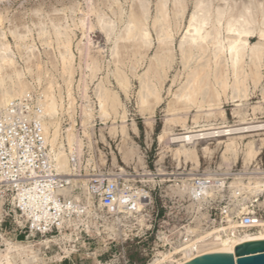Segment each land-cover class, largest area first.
Returning a JSON list of instances; mask_svg holds the SVG:
<instances>
[{
	"label": "rangeland",
	"instance_id": "rangeland-1",
	"mask_svg": "<svg viewBox=\"0 0 264 264\" xmlns=\"http://www.w3.org/2000/svg\"><path fill=\"white\" fill-rule=\"evenodd\" d=\"M142 2L148 6H146V18L142 21L143 27L150 32L151 44L147 48L141 46L140 48L138 43L128 39V35L124 32L131 18L134 19V14L141 12L138 10ZM199 2L210 4L215 9L225 8L231 13H227V17L231 15L230 17L233 18L246 15L245 17L260 19L264 12V0H0V45L1 42L9 44V53L15 59V65L7 67L3 72L5 86L9 89L21 79L28 85L29 93H40L43 99L45 90L47 91L51 86L60 108L56 117L61 124L59 144H64L68 152L67 130L73 125L74 135L83 140L80 146L83 150V167L89 162L92 163L89 170L92 167L115 170L119 169L117 167L119 166L123 170L127 166L132 169L148 166L153 171L158 168L161 172L171 174L160 176L161 183L154 194L155 204L160 211L157 220L166 213L174 215L179 213L177 209H171L176 202V196L180 194L182 197L185 194L180 191L181 183L176 178L177 173L194 171L193 168L196 166L200 173L209 170L234 173L242 169L251 173L248 175L255 176L253 172L258 171L257 168L264 171V145L256 158L244 164L242 150L250 137L239 139L241 149L237 159L232 154L224 156V149L215 138L208 141L199 140L195 146L199 156L198 165L195 163L196 160L186 159L184 156L178 158L175 149L179 145L168 142L167 136L164 142L159 140L165 126L168 131L182 132L183 121L190 126L201 124L222 126L239 122L240 116L248 118L249 121L264 120L263 59L259 64L250 60V57L245 60L243 88L249 91L245 96L242 94L244 98L237 96L238 94L231 87L234 84L233 69L229 67L231 73L229 85L221 91L219 79L214 74L224 66L215 68L212 65L213 71L210 74L212 76L206 75L207 73L200 75V80L198 79L199 82L196 83L204 89L201 93L203 96L199 93L190 100L191 102L186 101L187 103L183 100L177 101L176 95L181 91L182 84L187 82L190 71V68L182 63L180 43L187 31L190 16ZM161 3L165 4L167 13L166 18H163L165 21L162 19L157 23L155 17ZM108 22L114 27V31L109 36L102 29ZM66 27L68 30H65ZM59 32L63 35L60 36ZM161 32L169 34L164 39L165 44L159 39ZM64 36L71 40L69 47L73 61L69 67L73 69L72 80L66 71L69 67L64 65L61 58V53L67 50L61 44ZM59 37L62 39L60 40ZM257 42V38H250L251 45ZM115 47L118 53L114 55L112 50ZM168 48L173 52V57L169 60L170 64H165L160 72L153 74L157 66L156 57L164 54ZM93 58L97 63L95 69L91 70L87 67V63H91ZM152 68H155L154 71ZM117 69L121 74L129 77L130 89L128 88L126 93L117 81ZM146 73L149 76H145ZM202 74H204L203 70ZM142 76L155 81L160 91V100L150 97V102L141 105L139 95ZM100 82L119 93L123 103L121 111L124 109L126 112L124 119L118 117L113 123L111 119L104 120L100 117L99 100L95 91V86ZM215 88H219L218 94L212 93V97L207 98L208 92ZM210 100L213 104L209 103ZM239 102L241 105L237 106ZM259 102L262 105L255 115L253 106ZM89 104L93 109L91 121L89 122L88 119L84 122L83 107ZM208 104L210 108L213 107L212 109L224 110L227 119L224 120L218 114H208L211 111ZM201 105L203 106L199 108ZM148 118L152 119L149 132L146 125ZM174 118H177V121ZM123 123L128 128L130 136L128 138H124L121 133ZM133 124L136 125L137 131H134ZM263 137L264 135L253 138ZM258 144H261V141H258ZM206 146L210 147V151L205 152ZM139 156H142L140 161ZM226 163L230 168L227 169ZM262 192L259 202L264 210L262 203L264 191ZM148 212L152 210L149 209ZM103 213L104 221L93 215L80 222V230H86L88 234L79 230L68 232L67 238L56 237L60 239L56 242H50L48 238L15 242L8 238L9 240L6 239L4 242L6 247L2 244L3 248L0 252L5 251L9 246H29L36 251L38 257L36 264H149L154 260L157 255L153 242L156 230H153L149 236L145 232V227L136 231L135 225L130 227L132 226L130 222H124L126 225L121 227L115 217L108 215L107 210ZM65 248L69 250L68 254L65 253Z\"/></svg>",
	"mask_w": 264,
	"mask_h": 264
},
{
	"label": "built area",
	"instance_id": "built-area-1",
	"mask_svg": "<svg viewBox=\"0 0 264 264\" xmlns=\"http://www.w3.org/2000/svg\"><path fill=\"white\" fill-rule=\"evenodd\" d=\"M42 101L40 93L31 92L0 108V249L3 236L15 242H31L54 239L77 230L88 234L80 230V222L93 215L104 221V210L121 227L126 225L124 222H130L136 231L145 227L149 236L156 230L155 251H180L178 254L182 255L194 253L196 241L208 230L233 235L239 230L257 228L264 219L263 208L258 203L263 192L254 195L250 189L240 191L229 185L235 179L264 178V171L259 168L253 172L255 176L242 169L234 173L203 172L213 175L212 181L205 176L201 178L203 174H189L193 171L180 172L176 178L181 185L187 182L189 190L182 197L176 196L171 206L179 213H166L158 220L160 211L154 194L160 186V176H164L158 168L153 171L148 166L137 169L127 166L122 172L92 167L84 184L81 182L86 174L82 166L83 150L78 151L74 144L72 149L68 147L72 174H59L44 127ZM75 179L79 182H74ZM211 184L212 196L205 199V190ZM138 190L144 194L139 196ZM139 204L145 215L144 224L135 217L121 219L123 213H118L119 209L137 213ZM191 242L193 246L186 248Z\"/></svg>",
	"mask_w": 264,
	"mask_h": 264
},
{
	"label": "bare ground",
	"instance_id": "bare-ground-1",
	"mask_svg": "<svg viewBox=\"0 0 264 264\" xmlns=\"http://www.w3.org/2000/svg\"><path fill=\"white\" fill-rule=\"evenodd\" d=\"M143 2L141 5V8L138 10V12L139 11L141 12L134 14V19L131 18V20L125 27L124 32L128 35L127 38L133 39L134 41H136L139 47L141 46V47L147 48V47H150L151 39H150L149 30L143 27L144 22L142 21L145 20L146 18L147 7H148L145 3L143 4ZM166 11L167 10H166L165 4L161 3L158 8L157 15L155 17V22L158 23L163 18H166L165 17L167 13ZM181 12H179V14ZM227 13H228V10L226 11L225 8L215 9L210 4L199 2L196 6V10L191 14L187 31L184 34L182 41L180 43L182 63L184 64L185 67L190 68V71L187 76L188 77L187 82H184L185 84H182L183 86L181 88V91L179 90L180 92L177 93L176 95L177 101L183 100L184 102L186 101L189 102L199 93L200 94L203 93L204 89L201 86L200 87L197 86L196 83L199 82L200 75H205L206 73H207L206 75L212 74V71H213V69H211L212 65L215 68L220 67L222 65L224 66V68L223 67L222 69L220 68V71L218 73L216 72L214 74L215 77L219 79V82L222 88L221 91L223 90V88H227V86L229 85V74H231L229 67L233 69L232 77H234V80H233L234 84L231 87L234 90V92L238 94L237 96L241 98L243 97L242 94L245 96L246 92L249 91L243 88V83H244L243 77L245 76L244 63L247 57H250L249 59L253 60L256 64H259L262 59L264 60V12L260 16L261 17L260 19L256 17L254 18L245 17L246 15L245 16L242 15L240 17L234 16V18L230 17L231 15H229V17H227L228 16ZM228 14H231V13H228ZM209 25L211 26L209 27ZM64 28H65V25H64ZM66 28L67 29L65 30H68V27ZM113 28H114L113 26L109 25V22L107 25L104 24V26L102 27L103 31L108 36L112 34V32L114 31ZM46 32L44 31V33ZM59 35H60V32H59ZM67 35H69L68 32H67ZM166 35L169 36L168 32H163V33L161 32L159 39L161 40L162 43H164V39L166 38ZM250 38H257L258 42L251 45ZM59 39L61 40L62 38L59 37ZM64 39L61 40L62 41L61 44L64 45L67 48V50L61 53V58L63 62L65 63L64 65L69 67L71 66L72 61H73V54L70 51V47H69L71 44V40L69 39V37L65 38V36H64ZM0 46H1L0 47V108H1L7 105L11 100L28 94L30 90H29L28 85L21 79H19L17 84H13L9 89L5 86L3 72L7 67L15 65V59L13 58L12 54L9 53V49H10L9 44L1 42ZM116 48L117 47H115L112 50L114 55L118 53V49ZM169 48L164 54L156 57L157 66L156 65H155L156 67L154 66L156 69L152 68V70L155 69V71L153 70L154 72H152L153 74L160 72L162 67H164L165 64H168L170 62L169 60H171V58L173 57V54H172L173 52ZM203 57H205V59H203ZM202 59L203 61H200ZM96 63H97L96 59L93 58L91 63H87V67L90 68L91 70H94ZM66 69H67L66 71L69 75V78L72 80L73 69H71L70 67ZM202 70L204 74H202ZM116 73H118L117 81L119 85L121 86L120 88H123V91L126 93L128 91V88L130 89L129 87L130 84L128 80L129 77H127L125 74H121L120 71H118V69ZM145 76H149V75H147L146 73ZM245 78H247V76ZM102 83L100 82L98 86H95L96 87L95 91L97 94V98L99 100L100 117L104 120L111 119L113 123L116 122V119L118 117L124 119L126 112L124 111V109L123 111H121V108L123 107V103L120 99L119 93L117 91L111 90L110 88L106 86V84L104 85ZM205 83H206V80H205ZM245 84H246V81H245ZM204 87L206 88V86ZM218 89L215 88L213 90H210V92H208L207 98L212 97V93L218 94L219 92ZM139 96H140L139 101H141V105H144L147 101L150 102V99H149L150 97L151 98L155 97L158 100L161 99L160 91L155 81H152L150 78L145 79L144 77L141 79V89H140ZM201 96L203 95L201 94ZM211 100L209 103L213 104ZM184 102H181V103H184ZM42 104H43L44 116H45L44 127L46 130V134L48 136V142L50 144L51 151L55 159V167L58 170L59 174L61 175L72 174L71 167H70L69 160H68V152L66 151L64 144H59V135H60L59 132H60L61 124H60V121L56 119V117L59 114L60 108H59V103L54 96L51 86L47 88V91L45 90L44 99L42 101ZM210 104H208L209 108H210ZM240 105L241 103L239 102L237 106H240ZM261 105H262L261 102H259L258 104L253 106V114L256 115V112L259 108H261ZM202 106L203 105L199 106V108ZM212 108H210V110L211 111L213 110V111L212 112L210 111V113L208 114H212V113L215 115L218 114L224 120L227 119L226 113L224 110L220 108L218 109H212ZM71 109H72V106H71ZM92 111L93 109L90 104L83 107L82 112L84 116V122L88 119H89V122L91 121L90 118L92 117ZM247 119L245 117L240 116L239 122L235 124H230V125L225 124L222 126H216L215 124H201L197 126H190L189 124L186 123V121H183L182 132L174 133V132L168 131L167 126H165L162 134L159 136V140L161 142H164L166 140L165 136H167L168 142L176 143L179 145V147L175 149L176 155L178 156V158L179 157L181 158V156H184L186 159H191L194 161L196 160L195 163H197L198 165L199 156L196 152L195 146L199 142V140L207 139L208 141L209 139L215 138V141H217L218 144L222 145V148L224 149L223 151L224 156L226 155L228 156L232 154L237 159L240 149H241V142H239V139L250 137L251 139L245 143L244 145L245 147L242 150L243 160L245 161L244 164H246V161H250L251 159L256 158L261 153V149L264 145V137L258 138V139L253 138L255 136L264 135V120L249 121ZM251 119H253V117ZM172 122H175V121H172ZM71 124H73V122ZM146 125H147L148 132H149V129L152 126L151 118H148L146 120ZM70 126L71 127H69L67 130V138H68L67 142H69L68 145L72 149L75 144L78 148V151H81L82 148L80 146L82 145L83 140L81 138H77L74 135V132L72 131L73 125H70ZM133 129L134 131H137V127L135 124H133ZM121 133L124 138L130 137L128 128L124 125V123L121 129ZM86 135H87V131H86ZM221 138H225V139L221 140ZM258 141H261V144H258ZM204 150L205 152H208L210 151V147L206 146L204 147ZM140 160H142V156H139V161ZM229 163H230V160H229ZM91 164L92 163L89 162L87 166H84L86 170V174L83 175L84 177L81 181L84 184L86 183L87 177L90 176L89 171H91V169L89 170V166ZM226 166H227V169L230 168L229 164L227 163H226ZM117 167L121 169L119 166ZM94 168L97 169L96 167ZM195 168H197V166ZM195 168H193L194 173L190 172L189 174L191 175L192 174L194 175L203 174L201 175V178L205 176L208 180H211V181L214 180L213 175H210L209 173H200L198 171V168L197 169ZM125 171H126V168L122 170V172H125ZM161 174L167 175L168 173L162 171ZM177 174H181V173H177ZM74 182L78 183L79 181L75 179ZM212 184L210 185V187H208L205 190V194H204L205 199L209 196H212V190L214 189ZM217 185L221 187L220 184L217 183ZM229 185L232 187L233 186L237 187L238 190L240 191L246 190V188L250 189V191L254 195H258L259 192L264 191V178L263 177H257V178L249 177L247 181L235 179V180L229 181ZM180 187H181L180 188L181 193H185L187 192V190H189V184L187 182H184L183 185H180ZM67 192H69V190H67ZM137 194L139 196H142L144 193L142 190H138ZM259 200L260 199H258V203L261 206ZM262 203L264 205V200ZM189 205H192V203L190 202ZM137 209H138L137 213H125L122 209H119L118 213H123V216L121 217V219L128 218V217H135V219H137L141 224H144L145 215L142 214L140 204L138 205ZM117 219H120V217L117 216ZM231 226H235V224ZM218 232L219 230H215V231L208 230L202 233L199 239L196 241L198 242L195 246L196 251L192 254L191 253H185L183 255L178 254L180 251H175V252L158 251L154 260L149 264H184L186 262L193 260L197 256H201L204 254H208V253H212V252H216V251H220L224 249L233 248L243 242H248V241H253V240H263L264 239V219L260 221L257 228L239 230L238 232H235L233 235H230V234L223 235ZM65 238H67L66 233H62L60 239H65ZM6 239L9 240L7 237L3 236L2 242L4 246H5L4 242ZM60 239L59 238H54V239L48 238L50 242H56V241H59ZM191 246H193L192 242L189 243L186 246V248H191ZM47 247H49V245ZM64 251L66 254L69 253V250H67L66 248ZM175 254H178V255H175ZM37 258L38 257H37L36 251H34L29 246H25V247L9 246L5 251L0 252V264H36Z\"/></svg>",
	"mask_w": 264,
	"mask_h": 264
},
{
	"label": "water",
	"instance_id": "water-1",
	"mask_svg": "<svg viewBox=\"0 0 264 264\" xmlns=\"http://www.w3.org/2000/svg\"><path fill=\"white\" fill-rule=\"evenodd\" d=\"M184 264H264V239L197 256Z\"/></svg>",
	"mask_w": 264,
	"mask_h": 264
}]
</instances>
